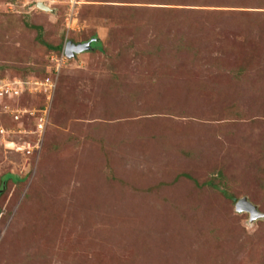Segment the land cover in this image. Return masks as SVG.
<instances>
[{
  "label": "rangeland",
  "instance_id": "obj_1",
  "mask_svg": "<svg viewBox=\"0 0 264 264\" xmlns=\"http://www.w3.org/2000/svg\"><path fill=\"white\" fill-rule=\"evenodd\" d=\"M2 80L0 264H264V0H0Z\"/></svg>",
  "mask_w": 264,
  "mask_h": 264
},
{
  "label": "built area",
  "instance_id": "obj_2",
  "mask_svg": "<svg viewBox=\"0 0 264 264\" xmlns=\"http://www.w3.org/2000/svg\"><path fill=\"white\" fill-rule=\"evenodd\" d=\"M64 50L62 51V53L59 56H55V58H57V65L58 68L55 70L54 69V74L58 75L60 68H61V64L62 62L65 60L64 57ZM57 67V66H56ZM42 87L44 88L43 91H40L41 94L46 95L48 97V101L52 100V95L54 94L55 91V87L56 84L49 78L45 79L43 82H41ZM31 85H39L37 82H26V81H22V80H14V81H1L0 82V97H4V96H9V97H19L21 96L27 89L29 91H31ZM50 107V106H47ZM47 109L44 111L45 115L47 114ZM44 118L41 117L40 118V123H38L37 126V130L39 132H42L43 127L45 126V122H44Z\"/></svg>",
  "mask_w": 264,
  "mask_h": 264
},
{
  "label": "water",
  "instance_id": "obj_3",
  "mask_svg": "<svg viewBox=\"0 0 264 264\" xmlns=\"http://www.w3.org/2000/svg\"><path fill=\"white\" fill-rule=\"evenodd\" d=\"M37 8L42 10V11H45V12H51V9H49L43 3H38ZM93 41H96V40H92L90 42L79 44V45H73V44L69 43L65 47V55L67 56L68 59H70L76 55L87 52L90 50ZM236 211L238 213H248L250 215L251 221L258 219L261 216L258 213L256 206L251 204L246 198L238 201V203L236 204Z\"/></svg>",
  "mask_w": 264,
  "mask_h": 264
},
{
  "label": "trees",
  "instance_id": "obj_4",
  "mask_svg": "<svg viewBox=\"0 0 264 264\" xmlns=\"http://www.w3.org/2000/svg\"><path fill=\"white\" fill-rule=\"evenodd\" d=\"M33 29L37 30L39 33L41 32V29L40 28H36V27H33ZM95 38V37H93ZM93 38H91L90 40H88L87 42H90L92 40H94ZM96 40V39H95ZM39 42L41 44H43L47 49H50V50H53V51H56V52H53L55 54L53 55H59L60 53H62V47L61 46H58V47H52V46H49L47 45L45 42H43L40 38V34H39ZM101 47H102V44H101V41L100 40H96V41H93L92 45H91V48L90 50H93V49H100L101 50ZM15 180L13 176H10L8 175L7 176V180ZM5 182V181H4Z\"/></svg>",
  "mask_w": 264,
  "mask_h": 264
},
{
  "label": "bare ground",
  "instance_id": "obj_5",
  "mask_svg": "<svg viewBox=\"0 0 264 264\" xmlns=\"http://www.w3.org/2000/svg\"><path fill=\"white\" fill-rule=\"evenodd\" d=\"M44 4V3H43Z\"/></svg>",
  "mask_w": 264,
  "mask_h": 264
}]
</instances>
